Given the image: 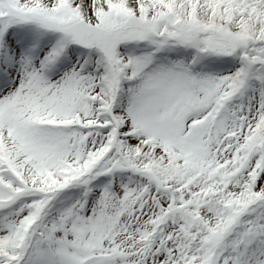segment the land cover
Wrapping results in <instances>:
<instances>
[{
	"label": "snow or ice",
	"instance_id": "1",
	"mask_svg": "<svg viewBox=\"0 0 264 264\" xmlns=\"http://www.w3.org/2000/svg\"><path fill=\"white\" fill-rule=\"evenodd\" d=\"M0 264H264V0H0Z\"/></svg>",
	"mask_w": 264,
	"mask_h": 264
}]
</instances>
